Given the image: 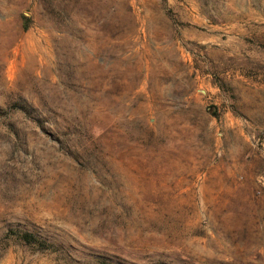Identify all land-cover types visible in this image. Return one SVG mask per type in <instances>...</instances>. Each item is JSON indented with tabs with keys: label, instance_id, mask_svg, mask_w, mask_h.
Segmentation results:
<instances>
[{
	"label": "rangeland",
	"instance_id": "rangeland-1",
	"mask_svg": "<svg viewBox=\"0 0 264 264\" xmlns=\"http://www.w3.org/2000/svg\"><path fill=\"white\" fill-rule=\"evenodd\" d=\"M263 134L264 0H0V264H264Z\"/></svg>",
	"mask_w": 264,
	"mask_h": 264
},
{
	"label": "built area",
	"instance_id": "built-area-1",
	"mask_svg": "<svg viewBox=\"0 0 264 264\" xmlns=\"http://www.w3.org/2000/svg\"><path fill=\"white\" fill-rule=\"evenodd\" d=\"M263 139H264V134H263Z\"/></svg>",
	"mask_w": 264,
	"mask_h": 264
},
{
	"label": "trees",
	"instance_id": "trees-1",
	"mask_svg": "<svg viewBox=\"0 0 264 264\" xmlns=\"http://www.w3.org/2000/svg\"><path fill=\"white\" fill-rule=\"evenodd\" d=\"M228 88V87H227ZM27 235H29V234H27Z\"/></svg>",
	"mask_w": 264,
	"mask_h": 264
}]
</instances>
